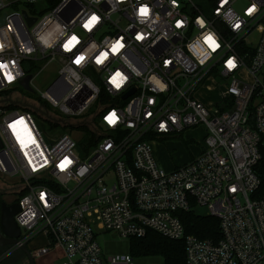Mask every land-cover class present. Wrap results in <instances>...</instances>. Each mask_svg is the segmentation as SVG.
Wrapping results in <instances>:
<instances>
[{
	"label": "built area",
	"instance_id": "built-area-1",
	"mask_svg": "<svg viewBox=\"0 0 264 264\" xmlns=\"http://www.w3.org/2000/svg\"><path fill=\"white\" fill-rule=\"evenodd\" d=\"M0 21V95L24 88L27 74L33 92L34 76L58 65L39 92L46 114L0 106V174L23 185L14 249L41 235L29 249L34 258L134 264L129 252L105 255L97 237L153 230L184 242L185 264H264L254 170L264 151V0H0ZM73 36L78 43L65 50ZM117 40L123 47L113 53ZM101 52L108 55L97 63ZM116 72L125 77L119 88ZM197 126L205 129L199 153L171 170L160 166L152 144ZM198 206L218 220V239L185 232L177 213Z\"/></svg>",
	"mask_w": 264,
	"mask_h": 264
},
{
	"label": "rangeland",
	"instance_id": "rangeland-1",
	"mask_svg": "<svg viewBox=\"0 0 264 264\" xmlns=\"http://www.w3.org/2000/svg\"><path fill=\"white\" fill-rule=\"evenodd\" d=\"M57 68L58 65L55 62L46 64L42 70L34 76L31 84L34 87L33 92L29 90H25L22 87H16L13 89L12 98L19 99V100H27L30 104L39 105L38 98L39 92H43L46 88L54 81L57 77ZM35 74V73H34ZM220 83V80H216ZM212 95L211 92H206L204 100L209 101ZM2 95H0V98ZM18 108L22 109L20 105H17ZM50 114H55L54 112H50ZM57 115V114H55ZM91 116V115H90ZM76 119H71V124L76 123ZM67 124L59 123L56 126L61 131H64L67 128ZM205 134V129L202 126L192 127L186 129L181 134H176L174 137H169L166 140H156L158 146H156L154 154L157 157V161L160 166L166 168V164L169 167L175 165L183 164L187 158L188 154H197L200 148V145L203 144V136ZM16 179H9L6 176L0 174V191L2 192L3 199L6 202H11L17 194H19L20 190L23 189L22 184H18L15 181ZM196 213L205 215L206 209L203 207H196ZM98 232H102V230H98ZM43 240L41 235L35 238V242L38 243ZM97 241L99 242L100 246L103 249V252L107 256L115 255V254H123L128 253L129 251V240L122 238L116 232H104L101 233L97 237ZM16 252H18L16 250ZM15 252V253H16ZM15 253L8 256L3 264H13L15 260ZM38 259H36V262ZM134 264H164L163 259L161 256L152 255V256H140L134 257L133 260ZM28 264V262H27Z\"/></svg>",
	"mask_w": 264,
	"mask_h": 264
},
{
	"label": "trees",
	"instance_id": "trees-1",
	"mask_svg": "<svg viewBox=\"0 0 264 264\" xmlns=\"http://www.w3.org/2000/svg\"><path fill=\"white\" fill-rule=\"evenodd\" d=\"M259 176L260 184L255 191L258 197H264V151L254 166ZM179 219L183 223L187 234H194L200 238L218 239L220 236L218 220L209 215L198 214L195 208L188 211H179ZM129 253L133 257L158 255L164 264H185V248L182 240L171 239L162 234L148 230L143 237L129 238ZM21 252V251H20ZM5 260V259H4ZM0 261V264L4 263Z\"/></svg>",
	"mask_w": 264,
	"mask_h": 264
},
{
	"label": "water",
	"instance_id": "water-1",
	"mask_svg": "<svg viewBox=\"0 0 264 264\" xmlns=\"http://www.w3.org/2000/svg\"><path fill=\"white\" fill-rule=\"evenodd\" d=\"M28 21L31 23L33 19H28ZM30 77L31 74H27L21 81L24 88L29 91L31 90L28 84V80L30 79ZM11 95L12 94H7V96H2L0 98V106H6L13 103L20 105L23 108H28L30 110L32 109L39 115L46 114L44 107L36 104H30L27 100H19L18 98L14 100L13 98H11ZM18 211L19 206L17 202L7 204L6 202L2 201L0 204V248L6 246L14 248L18 243L20 229L14 218ZM16 249L24 254V257L26 258L28 264H35L34 257L31 255V252L26 245H21Z\"/></svg>",
	"mask_w": 264,
	"mask_h": 264
},
{
	"label": "snow or ice",
	"instance_id": "snow-or-ice-1",
	"mask_svg": "<svg viewBox=\"0 0 264 264\" xmlns=\"http://www.w3.org/2000/svg\"><path fill=\"white\" fill-rule=\"evenodd\" d=\"M142 15H143V14H142ZM97 19H98V18H97L96 16H92L91 19L88 21V23L85 24V27L88 28V29H91L92 26L97 22ZM236 26L239 27V25H236ZM136 39H137V40H140V39H142V36L138 34V35L136 36ZM204 40H205V43L208 44V46H209L210 48H212L213 50H215V49L218 47V45L215 44V40L213 39V37H212L211 35H206L205 38H204ZM210 40L212 41V44H215L214 47L212 46V44H209V41H210ZM69 41H71V43H69ZM77 43H78L77 38H76L75 36H73V37H71V38H70V39L64 44V48H65V50H69V51H70V50L73 48V46H74L75 44H77ZM116 45H119V47H116ZM122 47H123V44L121 43V41H120V40H117V41L113 44V46H112V52H113V53L118 52L119 49L122 48ZM102 53H103V58L101 59V58L97 57V59H96V62H97V63H101L102 60L108 55L107 52H102ZM83 59H84L83 56H77V57H76V60H75V63H76V64H79V63H81V61H82ZM166 63H168V62H166ZM228 65H231V66L234 67V64H233L232 61H228V62H227V66H228ZM0 67H5V66H4V65H0ZM6 75H7V74H6ZM121 75H122V74H121L120 72H116V73L114 74V76L112 77V79H111V83H112L115 87H117V88H119L120 84L117 83V82L115 81L114 78H115L116 76H121ZM8 79L11 80L12 77H11L10 75H8ZM109 116H116V114H115V113H110ZM109 116H108V117H109ZM108 117H106L107 120H108ZM108 122H109L110 124H115V123H116V121H114V120H108ZM16 123L23 124V120L16 121ZM9 127H12L13 129H15V123L9 125ZM161 127H163V125H161ZM29 141L34 143V141L31 140V137H29ZM20 143H21L22 146H24L25 141L21 139V140H20ZM65 161H67V163H65ZM69 162H70V161H69L68 158L66 157L63 161H61V163L59 164V167H60L61 169H63V168L69 163Z\"/></svg>",
	"mask_w": 264,
	"mask_h": 264
},
{
	"label": "crops",
	"instance_id": "crops-1",
	"mask_svg": "<svg viewBox=\"0 0 264 264\" xmlns=\"http://www.w3.org/2000/svg\"><path fill=\"white\" fill-rule=\"evenodd\" d=\"M156 146H158V143L154 142V143L152 144L153 151H155ZM199 149H200V148H199ZM198 153H199V151H198ZM195 155H196V154H195ZM195 155L189 153V154H188V158H187L184 162H182V163H186V162H188V161L191 160V158H193ZM156 158H157V157H156ZM165 166H166V168H167V169L164 168L165 170H171V169L174 167V166L169 167L168 164H166ZM175 166H176V165H175ZM42 243H43V240L40 241V242H38V243H36V242H35V239H34V240H32V242L29 243V245H28L27 247H28V249H30V248H32L33 246H38V245H40V244H42ZM17 251H18V252H16V253L14 252L15 255H17V256H15L16 258H15V260L13 261V264H27V260H26V258L24 257V254H23L22 252H20L19 250H17ZM36 259H38L37 262H36ZM34 262H35V264H59L60 260H59L57 254L52 253V252H49V253H47V254H45V255H42V256H39V257H35V258H34Z\"/></svg>",
	"mask_w": 264,
	"mask_h": 264
},
{
	"label": "clouds",
	"instance_id": "clouds-1",
	"mask_svg": "<svg viewBox=\"0 0 264 264\" xmlns=\"http://www.w3.org/2000/svg\"><path fill=\"white\" fill-rule=\"evenodd\" d=\"M254 10H255V5L250 6V7L247 9V13L251 14ZM139 12H140L141 15L143 14L142 16H147L148 13H149V9H148L147 7H141V8L139 9ZM197 23H199L201 26H203L204 21H203L202 19L198 18ZM177 26H178V27L180 26V21H177ZM69 43H71V41H69ZM209 44H212V41H211V40L209 41ZM215 44H216V41H215ZM215 44H212V46L214 47ZM116 47H119V45H116ZM98 57L102 59V58H103V53L101 52L100 55H99ZM229 61H232V60H229ZM232 62H233V61H232ZM228 68L231 69V68H233V66L228 65ZM114 79H115V81H116L117 83L121 84V83L124 82L125 77L121 75V76H116ZM163 87H164V86L161 85V88H163ZM108 120H114V121H117V116H109V117H108ZM109 124H110V123H109ZM65 163H67V161H65Z\"/></svg>",
	"mask_w": 264,
	"mask_h": 264
},
{
	"label": "flooded vegetation",
	"instance_id": "flooded-vegetation-1",
	"mask_svg": "<svg viewBox=\"0 0 264 264\" xmlns=\"http://www.w3.org/2000/svg\"><path fill=\"white\" fill-rule=\"evenodd\" d=\"M15 198L13 200H11V202H6V201H4L2 192L0 191V204L2 201L6 202L7 204H10L12 202H16ZM16 250H18V249H14L13 247H10V246L0 248V261L6 259L8 256H10L14 252H16Z\"/></svg>",
	"mask_w": 264,
	"mask_h": 264
}]
</instances>
